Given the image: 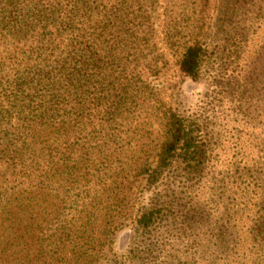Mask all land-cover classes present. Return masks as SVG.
Returning a JSON list of instances; mask_svg holds the SVG:
<instances>
[{
  "label": "trees",
  "instance_id": "obj_1",
  "mask_svg": "<svg viewBox=\"0 0 264 264\" xmlns=\"http://www.w3.org/2000/svg\"><path fill=\"white\" fill-rule=\"evenodd\" d=\"M156 1L0 0V264H98L139 184L200 157L190 125L146 83L167 64ZM171 31L193 78L203 43Z\"/></svg>",
  "mask_w": 264,
  "mask_h": 264
},
{
  "label": "rangeland",
  "instance_id": "obj_2",
  "mask_svg": "<svg viewBox=\"0 0 264 264\" xmlns=\"http://www.w3.org/2000/svg\"><path fill=\"white\" fill-rule=\"evenodd\" d=\"M149 18L167 64L146 83L190 125L200 157L139 184L98 264H264V0H157ZM166 26L197 32L195 77L179 71Z\"/></svg>",
  "mask_w": 264,
  "mask_h": 264
}]
</instances>
